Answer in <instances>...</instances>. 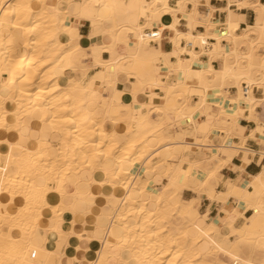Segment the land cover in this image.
Returning a JSON list of instances; mask_svg holds the SVG:
<instances>
[{"label": "bare ground", "instance_id": "bare-ground-1", "mask_svg": "<svg viewBox=\"0 0 264 264\" xmlns=\"http://www.w3.org/2000/svg\"><path fill=\"white\" fill-rule=\"evenodd\" d=\"M204 2L199 13L200 0H0V264H264V3L226 0L220 20ZM243 7L255 18L239 28ZM83 21L88 47L77 42ZM236 154L261 171L213 193L209 183ZM85 170L108 190L77 187ZM184 189L235 200L229 221L251 210L240 227L228 222L235 240L213 241L215 223L193 228L201 213ZM77 212L94 231L76 232L73 218L64 230ZM40 228L50 234L43 244ZM73 234L75 255L55 250ZM202 239L207 252L196 248ZM245 245L253 250L243 258Z\"/></svg>", "mask_w": 264, "mask_h": 264}, {"label": "crops", "instance_id": "crops-1", "mask_svg": "<svg viewBox=\"0 0 264 264\" xmlns=\"http://www.w3.org/2000/svg\"><path fill=\"white\" fill-rule=\"evenodd\" d=\"M173 1V0H170ZM261 2L264 3V0H260ZM170 3V2H169ZM201 5L198 7V12L199 13H203L206 11V6H205V2L203 0H200ZM171 4L174 6V4H176V0H174V3L171 2ZM209 4L214 6L217 10V12L215 11L214 13V17L218 18V19H223L225 17V13L222 11H219L218 9L223 8L226 5V0H209ZM203 5V6H202ZM237 13L239 15H241V19H240V23H239V28H244L246 27L247 24H251L254 22V18H255V11L251 8V7H243L242 9H236ZM183 27L184 29V21L180 20V28ZM77 28H78V34L79 37L77 38V42L81 47H88L91 44V41L89 39V32H90V22L89 21H83L81 23H77ZM198 29H202V27L197 26ZM182 29V28H181ZM84 42V43H82ZM83 44V45H81ZM85 44V45H84ZM162 46L163 49L165 51H170L172 48L171 43L168 40H165L162 42ZM103 56H107V53H103ZM207 59L206 56L202 57L201 60H205ZM90 64V62H88ZM214 66H217L218 63L217 61L213 62ZM91 71H93V69L89 70L88 73H92ZM119 87H122V84H120ZM156 92H158V90H155ZM261 92V91H260ZM247 113V112H246ZM156 116V115H155ZM205 119H208L209 121H211L213 119L212 116H203ZM202 117V118H203ZM240 124H242L243 126H245V131L244 134H248L249 130L252 127V123L246 119L245 117H242L239 119ZM33 123L34 120L33 119H29V121H27L26 123H23L21 125V133H22V141H24L25 137H27L28 135H30V133L32 132V128H33ZM28 125V126H27ZM39 129L41 128V125L38 127ZM121 131V129H120ZM248 132V133H247ZM169 136L177 138L178 137V131L175 128H171V130L168 133ZM29 137V136H28ZM119 137H121V133L119 134ZM31 139H34V136H30ZM19 139V137H18ZM52 142L53 143H57L59 141V139L57 137L52 138ZM245 146L249 149H252L254 151H259L261 149V145L258 142L257 138H253V137H248L245 141ZM193 150H196V147H192ZM204 152H212V149H208L207 151L204 150ZM256 156V154H255ZM243 163V159L239 156V155H233L229 162L218 171L215 179H213L210 183H209V188L212 190L213 193H217V192H223L226 189V179L229 178L228 180H230L231 182L233 181H248L250 179V177L254 174H257L259 171H261L262 168V164L258 163L257 161H255L254 159H250L246 164ZM240 169H239V168ZM92 175H94V173H92ZM82 179L81 181H79L76 186L81 188L82 190H87L89 187L92 188H96L95 190L97 191L96 195L101 194L102 191H107V187L105 188H99L96 186V183H91L90 179H91V173L87 170L82 172ZM165 181L164 177H161V179H154L153 182H151V185H155L156 187H160L161 184H163V182ZM73 186V187H72ZM74 185L69 183L67 185V190L73 191L74 189ZM107 189V190H106ZM249 189H252V187L249 186ZM223 190V191H222ZM205 194V195H204ZM151 198H153L154 194L151 193ZM181 199L184 201H188V200H192L194 198V207L197 210L198 214L201 213V215L199 214L198 216H196L195 218H192L191 220L193 221L192 226L195 229H203L204 226H206L207 224L210 223H215L217 228L215 230L211 231V238L213 241H215V238L219 237L222 240L224 239H228L230 241L235 240L236 235L233 233H230V226L229 223H231V225L235 228L240 227L243 222L245 221V219L243 218H247L251 215V210L246 209L243 211L242 214L237 215L233 220H230V217L228 214H230L233 210V208L236 206V201L232 200V199H227L225 202L224 201H219L220 199L217 198H211L209 196H206V193H198L197 191L191 190V189H184L183 192L181 193ZM98 204H102L103 200L99 199L97 201ZM224 204V206H222ZM221 205V206H220ZM241 215V216H240ZM243 215V216H242ZM199 217V218H198ZM203 217V218H202ZM71 218L75 219L76 221H78L77 225L75 226L74 230L78 233H82V235H86L87 232L86 231H94L95 228H93L92 225H87L85 227L84 231V227L81 225V223H79V221H81L84 218V215L80 212L75 213L73 216H70V218L67 220V222L64 225V230L65 231H69L71 228ZM177 219H181L182 223L186 222V218H183L181 216H177ZM190 219V217L188 218ZM204 219V220H203ZM209 219V220H208ZM243 221V222H242ZM195 223V224H194ZM228 223V224H227ZM237 225V226H236ZM240 225V226H239ZM83 228V230H82ZM45 228H40L39 229V234L37 237H35V241L39 244H43V240L47 239L50 237L49 232ZM217 232V233H216ZM85 233V234H84ZM46 234V235H45ZM213 235V236H212ZM75 236L76 234L71 235V237L68 239L69 245H65V247L63 248V245L60 248H56L55 250H58V252H64L67 256H73L75 255L76 251L74 249V244L76 242L75 240ZM215 237V238H214ZM57 240H59L58 237H56ZM208 239H202L198 242H196V248L199 252H207L208 250H210L213 246L212 243H208L207 241ZM201 242V243H200ZM96 243L94 241H90L89 242V246H95ZM214 246H220L222 249H220V251L217 253V256L221 259H225L229 262H232L233 259L229 256V254L227 252L224 251V249L226 247H224L221 244H218L217 242L214 243ZM209 247V248H208ZM252 247L251 245L247 246H243L242 247V252L245 255H243V258H245L248 254L251 253L252 251ZM221 252V253H220ZM224 252V253H223ZM261 252H259V250H255L254 251V255H258ZM114 264H117L118 262L114 261ZM84 264V263H82Z\"/></svg>", "mask_w": 264, "mask_h": 264}, {"label": "rangeland", "instance_id": "rangeland-1", "mask_svg": "<svg viewBox=\"0 0 264 264\" xmlns=\"http://www.w3.org/2000/svg\"><path fill=\"white\" fill-rule=\"evenodd\" d=\"M169 2H170V4H171V2L174 3V0H173V1H170V0H169ZM171 5H172V4H171ZM181 28L183 29V27H181ZM10 211H12V210H10ZM12 212H13V211H12ZM12 215H14V214H12ZM178 221H179V222H182L181 219H179ZM11 223H14V221H13V222L11 221ZM8 226H9V225H8ZM8 229H9V227L7 228V230H8ZM196 258H198L197 255H191V257H190L191 260H194V259H196ZM212 261H213L212 258H211V257H208L204 262H205V263H212Z\"/></svg>", "mask_w": 264, "mask_h": 264}, {"label": "built area", "instance_id": "built-area-1", "mask_svg": "<svg viewBox=\"0 0 264 264\" xmlns=\"http://www.w3.org/2000/svg\"><path fill=\"white\" fill-rule=\"evenodd\" d=\"M32 256H34V254H32Z\"/></svg>", "mask_w": 264, "mask_h": 264}]
</instances>
